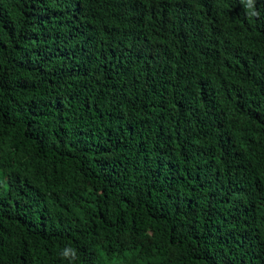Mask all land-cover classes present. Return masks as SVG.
I'll return each instance as SVG.
<instances>
[{
    "label": "trees",
    "instance_id": "trees-1",
    "mask_svg": "<svg viewBox=\"0 0 264 264\" xmlns=\"http://www.w3.org/2000/svg\"><path fill=\"white\" fill-rule=\"evenodd\" d=\"M0 0V264H264V0Z\"/></svg>",
    "mask_w": 264,
    "mask_h": 264
},
{
    "label": "clouds",
    "instance_id": "clouds-1",
    "mask_svg": "<svg viewBox=\"0 0 264 264\" xmlns=\"http://www.w3.org/2000/svg\"><path fill=\"white\" fill-rule=\"evenodd\" d=\"M240 3L249 19L259 17L260 13L256 9V0H240ZM60 255L63 259L68 260L70 264L77 259L76 250L71 247L64 248Z\"/></svg>",
    "mask_w": 264,
    "mask_h": 264
}]
</instances>
